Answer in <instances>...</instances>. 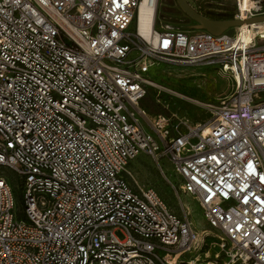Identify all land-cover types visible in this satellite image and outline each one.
<instances>
[{
	"label": "built area",
	"instance_id": "2783aa9c",
	"mask_svg": "<svg viewBox=\"0 0 264 264\" xmlns=\"http://www.w3.org/2000/svg\"><path fill=\"white\" fill-rule=\"evenodd\" d=\"M187 1L211 19L264 15V0ZM144 2L155 8L147 35ZM160 2L0 0V166L22 191L19 205L0 176V264L200 263L183 259L204 244L189 209L179 215L128 169L141 153L167 159L178 195L222 232L207 264H264V43L157 29ZM210 63L233 86L211 120L142 106L163 89L155 67Z\"/></svg>",
	"mask_w": 264,
	"mask_h": 264
},
{
	"label": "rangeland",
	"instance_id": "374dc122",
	"mask_svg": "<svg viewBox=\"0 0 264 264\" xmlns=\"http://www.w3.org/2000/svg\"><path fill=\"white\" fill-rule=\"evenodd\" d=\"M226 3L232 5L233 0H226ZM193 24H195L194 20L181 10L175 0H161L157 29L165 25L192 31L196 30L190 28ZM260 25L264 27V23ZM227 32L231 36L237 33L235 27ZM257 41L264 43V39ZM150 77L163 89L161 91L154 87L150 89L144 98V104L151 109H145L153 115H168L175 121H183L192 125L211 120L222 97L230 93L233 88L230 75L217 63L191 66L160 64L151 70ZM153 110L156 113H152ZM128 169L140 184L155 188L179 215H183L182 205L187 207L196 229L199 232L205 230L208 233L204 237V244L202 243L198 248L199 250L186 253L183 259L191 261L196 260L197 257L201 259L200 263H206L207 260L215 261L214 256L219 252L218 242H221L223 234L207 224L199 203L192 196L181 192L178 195L183 181L171 163L167 159L157 162L152 156L141 153L129 163ZM0 176L7 178L13 184L17 201L21 205L20 177L5 166H0ZM116 234L123 238L120 231H116ZM226 260V256L221 254L216 264H223Z\"/></svg>",
	"mask_w": 264,
	"mask_h": 264
},
{
	"label": "bare ground",
	"instance_id": "6f19581e",
	"mask_svg": "<svg viewBox=\"0 0 264 264\" xmlns=\"http://www.w3.org/2000/svg\"><path fill=\"white\" fill-rule=\"evenodd\" d=\"M247 2L248 0H246L245 6L247 5ZM154 19H155V8L151 7L147 2H144L141 5V14H140V22H139L141 33H143L144 35H147L150 30L154 29ZM263 23L264 21L247 22V23L237 26L236 27L237 33L235 35V39L243 40V41L244 40L249 41L250 39L254 37L264 39V27L260 25ZM205 235H208V233L205 230H201L199 232L200 239H203ZM197 253H199V251H197ZM217 256H218V253L215 254L214 257H217ZM207 258L209 259L210 257H207ZM196 259L201 260L200 258H197V257ZM192 263L193 264H207V263H199V262H194V261H192Z\"/></svg>",
	"mask_w": 264,
	"mask_h": 264
},
{
	"label": "water",
	"instance_id": "95a60500",
	"mask_svg": "<svg viewBox=\"0 0 264 264\" xmlns=\"http://www.w3.org/2000/svg\"><path fill=\"white\" fill-rule=\"evenodd\" d=\"M182 11H184L191 19L194 20L195 24L191 25L190 28L196 30H206L214 35H221L227 32L229 29L237 27L244 22L238 19H211L198 13L191 7L187 0H175ZM264 21V15L252 17L247 22H260Z\"/></svg>",
	"mask_w": 264,
	"mask_h": 264
},
{
	"label": "trees",
	"instance_id": "16d2710c",
	"mask_svg": "<svg viewBox=\"0 0 264 264\" xmlns=\"http://www.w3.org/2000/svg\"><path fill=\"white\" fill-rule=\"evenodd\" d=\"M142 106L146 109H151L150 107L146 106V104H144V100L142 101ZM152 113H156L154 110L151 111Z\"/></svg>",
	"mask_w": 264,
	"mask_h": 264
}]
</instances>
